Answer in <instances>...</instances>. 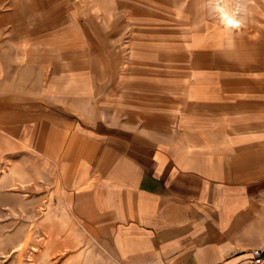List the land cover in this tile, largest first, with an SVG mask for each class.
<instances>
[{
	"label": "crops",
	"instance_id": "0c3cea01",
	"mask_svg": "<svg viewBox=\"0 0 264 264\" xmlns=\"http://www.w3.org/2000/svg\"><path fill=\"white\" fill-rule=\"evenodd\" d=\"M52 1L0 0L32 55L0 143L51 183L55 242L126 264H264V83L194 62L169 78L103 0H63L69 21L51 25Z\"/></svg>",
	"mask_w": 264,
	"mask_h": 264
},
{
	"label": "rangeland",
	"instance_id": "374dc122",
	"mask_svg": "<svg viewBox=\"0 0 264 264\" xmlns=\"http://www.w3.org/2000/svg\"><path fill=\"white\" fill-rule=\"evenodd\" d=\"M64 3L52 1L51 25L69 21ZM103 4L109 16L119 19V24L111 26L147 39L141 56L148 62L167 64L169 78L182 73L180 63L194 62L201 68H216L232 81L258 78L264 83V0H103ZM9 8L0 4V112L13 105L9 100L32 90L23 82L31 75H21L19 83L15 80L17 69L27 63L24 57L32 61V55H17L16 40L3 33L14 16L6 14ZM225 10L243 19V25L228 27L222 18ZM38 56L39 61L50 57ZM36 96L46 98L47 94ZM4 153L0 143V264H126L95 247L79 244L64 249L59 243L62 237L55 242L59 234L49 227L55 226L50 216L63 224L66 214L54 204L51 183L33 174L30 156ZM47 238L51 243L44 244ZM260 253L257 257L264 258V251Z\"/></svg>",
	"mask_w": 264,
	"mask_h": 264
},
{
	"label": "bare ground",
	"instance_id": "6f19581e",
	"mask_svg": "<svg viewBox=\"0 0 264 264\" xmlns=\"http://www.w3.org/2000/svg\"><path fill=\"white\" fill-rule=\"evenodd\" d=\"M224 8V7H223ZM222 12V11H221ZM227 17H232L231 16V13L229 12V11H227V10H225L224 12H223V14H222V18L224 19V21H226V18ZM226 24H228L229 25V23L226 21ZM231 24L232 25H236V22L233 20V21H231ZM51 233V232H50ZM55 234V233H54ZM58 235V234H57ZM50 236H53V235H48V237L51 239V237ZM56 236V235H55ZM58 237H59V235H58ZM49 239V240H50ZM48 240V238H47V240L45 241V243L44 244H47V242H49V243H51V241H49ZM53 243V242H52ZM45 247V246H44Z\"/></svg>",
	"mask_w": 264,
	"mask_h": 264
},
{
	"label": "clouds",
	"instance_id": "9594fccd",
	"mask_svg": "<svg viewBox=\"0 0 264 264\" xmlns=\"http://www.w3.org/2000/svg\"><path fill=\"white\" fill-rule=\"evenodd\" d=\"M233 20L236 22L235 26L231 25V21H233ZM226 21L229 23L228 27H239V26H242L244 23L243 19H235L234 17H227Z\"/></svg>",
	"mask_w": 264,
	"mask_h": 264
},
{
	"label": "built area",
	"instance_id": "2783aa9c",
	"mask_svg": "<svg viewBox=\"0 0 264 264\" xmlns=\"http://www.w3.org/2000/svg\"><path fill=\"white\" fill-rule=\"evenodd\" d=\"M255 254H257V255H260L261 253H260V251H255Z\"/></svg>",
	"mask_w": 264,
	"mask_h": 264
}]
</instances>
